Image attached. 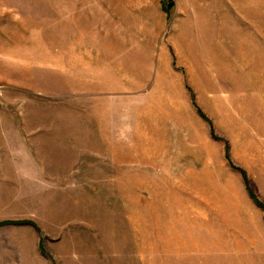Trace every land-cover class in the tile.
Masks as SVG:
<instances>
[{
    "label": "rangeland",
    "instance_id": "obj_1",
    "mask_svg": "<svg viewBox=\"0 0 264 264\" xmlns=\"http://www.w3.org/2000/svg\"><path fill=\"white\" fill-rule=\"evenodd\" d=\"M0 264H264V0H0Z\"/></svg>",
    "mask_w": 264,
    "mask_h": 264
},
{
    "label": "trees",
    "instance_id": "obj_2",
    "mask_svg": "<svg viewBox=\"0 0 264 264\" xmlns=\"http://www.w3.org/2000/svg\"><path fill=\"white\" fill-rule=\"evenodd\" d=\"M173 6V3L172 2H169V5L167 6V7H165V9H169V8H171Z\"/></svg>",
    "mask_w": 264,
    "mask_h": 264
}]
</instances>
